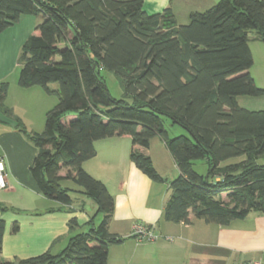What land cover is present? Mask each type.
I'll use <instances>...</instances> for the list:
<instances>
[{
    "label": "trees",
    "instance_id": "trees-1",
    "mask_svg": "<svg viewBox=\"0 0 264 264\" xmlns=\"http://www.w3.org/2000/svg\"><path fill=\"white\" fill-rule=\"evenodd\" d=\"M24 12L42 20L21 45L17 84L50 93L49 83H59L57 104L30 137L37 148L30 172L40 194L61 206L72 204L62 182L77 184L102 219L94 225L89 217L87 229L74 232L79 224L71 218L63 248L52 250L57 238L40 254L0 264H107L118 241L109 231L114 199L82 163L95 155L96 140L114 135L131 136L130 159L155 182L163 178L142 150L154 136L166 144L179 174L163 219L226 225L264 214V110L237 101L264 94L248 71L249 31L264 44V0H219L186 24L169 7L146 12L143 0H0V32ZM100 69L116 76L122 98L110 96ZM7 89L0 83V114L26 135L5 103ZM164 117L189 135L169 137ZM198 158L208 161L206 175L193 168ZM4 228L0 217V254ZM18 229L14 221L12 232Z\"/></svg>",
    "mask_w": 264,
    "mask_h": 264
},
{
    "label": "crops",
    "instance_id": "crops-1",
    "mask_svg": "<svg viewBox=\"0 0 264 264\" xmlns=\"http://www.w3.org/2000/svg\"><path fill=\"white\" fill-rule=\"evenodd\" d=\"M218 1L143 0V3L148 13L161 12L169 7L177 24H186L191 13L204 12ZM13 28L9 26L0 32V83H8L6 105L26 123L18 105L22 108H26V105L31 109L35 107L34 110L40 113L48 111L49 104L42 87H21L17 84V57L31 30ZM249 41L252 43L249 42V48L253 64L248 71L256 85L264 89V44L254 37ZM10 73H13L11 81L7 80ZM237 101L245 109L264 110V94L241 95ZM6 119L0 114V157L4 159L8 183L7 188L0 189V202L11 205L10 194L16 190L26 193L28 199L26 204H19L26 209V213L19 216L7 212L2 214L5 220L0 254L2 262L40 254L57 238L52 250L58 251L66 245L70 236V219L75 218L79 224L74 232L87 229L85 223L89 219L83 198L78 202L72 199V204L61 206L42 196L33 181H22L21 160L16 153L15 143L23 142L24 136ZM94 146L95 155L85 160L82 167L105 184L113 196L109 231L121 238L109 245L107 264H242L253 260L264 264L262 212H250L245 218L232 220L226 225L205 223L201 219H193L189 224L165 220L162 212L168 199L166 193L130 159L131 136L123 134L99 139ZM152 146L159 151L158 155L151 154ZM142 152L150 156L157 172L155 157L162 159V162L173 160L159 136H154L149 147ZM14 221L19 226L16 232H12ZM136 221L153 225L155 239L139 241L133 237L132 225Z\"/></svg>",
    "mask_w": 264,
    "mask_h": 264
},
{
    "label": "rangeland",
    "instance_id": "rangeland-1",
    "mask_svg": "<svg viewBox=\"0 0 264 264\" xmlns=\"http://www.w3.org/2000/svg\"><path fill=\"white\" fill-rule=\"evenodd\" d=\"M42 17L41 15H34L30 12H24L20 15V18L17 22L12 24L11 26H14L13 29H19L18 27H24V29L29 28L31 30V33L34 30V27L36 24L41 22ZM31 33H28L29 35ZM25 34V33H24ZM255 33L254 31H249V38L254 37ZM250 44L251 41H249ZM62 45V44H61ZM18 71V70H17ZM100 75L102 76L104 83L106 85V88L110 94V96L114 99H120L122 98V89L120 87V84L116 78V76L109 70L106 69H100L99 70ZM15 75V74H14ZM17 78H18V73H17ZM13 79V73H10L9 76L7 77V80L11 81ZM49 88L51 89L52 92L47 93L45 90V99L47 100L48 110L55 106L59 100V83L58 82H51L49 83ZM18 110L22 112L24 115V118H26V123L17 115V113L13 112L16 116H18L23 125L25 126L26 129V135L23 132H20L24 136L23 142H16L15 143V150L18 155V157L21 160V179L24 183L27 182V180L33 181V183L36 185V182L30 172V165L36 156L37 153V148L34 145L33 140L30 138L31 136H34L35 134L40 133L45 125V116L47 111H42V112H37L34 109L27 107L22 108L21 106L19 107L18 105ZM163 123L164 127L167 130L168 136L169 137H174L178 135H189L188 132L179 124H174L171 123L169 118L164 117L163 118ZM7 122L14 125L15 121L14 120H8ZM155 141V140H154ZM151 154L153 155H158L159 151L152 146L151 148ZM154 158V157H153ZM155 165L158 168V173L162 176L163 181L157 182L159 187L162 189V191H165L166 193V198H168L172 192L170 188V182L179 174V171L174 164L173 160L169 161L166 159L164 162H162V159H158L155 157ZM193 168L196 170L199 174L206 175L207 170H208V161L206 158H198L193 160ZM62 185L65 187L70 188L71 190L69 191V194L71 198L75 201L78 202L80 198H83L85 200V210L88 213L89 217H94L93 219V224L97 225L100 220L102 219V213L97 212V207L94 201L81 194L79 191L82 189L80 186L77 184L71 182V181H63ZM37 186V185H36ZM12 194V195H11ZM10 194V198L12 200V204L8 205L5 203L0 202V217H2L3 213H12L13 215H21L26 213V209L23 207H20L19 204L20 202H23L24 204L25 201L28 199L26 196V193L16 190L15 192ZM83 196V197H82ZM47 201V200H46ZM47 203V202H46ZM17 204V205H15ZM51 204V202H49ZM2 208H6L4 211H2ZM97 212V214H96ZM96 215V216H95ZM4 219V218H3ZM56 251V250H55Z\"/></svg>",
    "mask_w": 264,
    "mask_h": 264
},
{
    "label": "built area",
    "instance_id": "built-area-1",
    "mask_svg": "<svg viewBox=\"0 0 264 264\" xmlns=\"http://www.w3.org/2000/svg\"><path fill=\"white\" fill-rule=\"evenodd\" d=\"M8 183L6 179V169L4 159L0 157V189L7 188ZM154 226L146 223L136 221L132 225L131 235L139 241H151L155 239ZM242 264H260L258 261H247Z\"/></svg>",
    "mask_w": 264,
    "mask_h": 264
},
{
    "label": "water",
    "instance_id": "water-1",
    "mask_svg": "<svg viewBox=\"0 0 264 264\" xmlns=\"http://www.w3.org/2000/svg\"><path fill=\"white\" fill-rule=\"evenodd\" d=\"M121 238L120 237H118V240H120Z\"/></svg>",
    "mask_w": 264,
    "mask_h": 264
}]
</instances>
